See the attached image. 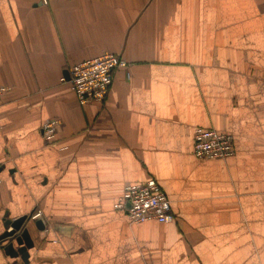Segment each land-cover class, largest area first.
<instances>
[{
	"label": "crops",
	"instance_id": "crops-1",
	"mask_svg": "<svg viewBox=\"0 0 264 264\" xmlns=\"http://www.w3.org/2000/svg\"><path fill=\"white\" fill-rule=\"evenodd\" d=\"M105 53L128 66L81 105L61 78ZM0 85V236L32 217L27 264H264V0H0ZM198 127L234 154L196 157ZM151 178L174 222L114 208Z\"/></svg>",
	"mask_w": 264,
	"mask_h": 264
},
{
	"label": "built area",
	"instance_id": "built-area-1",
	"mask_svg": "<svg viewBox=\"0 0 264 264\" xmlns=\"http://www.w3.org/2000/svg\"><path fill=\"white\" fill-rule=\"evenodd\" d=\"M52 0H41L48 5ZM128 66L126 59L115 53H105L96 58L74 64L70 68V79L65 76L61 81L68 82L75 92L78 102L85 105L91 102H104L113 83L115 71ZM9 87L0 85V103ZM61 120L51 118L42 125L44 140L56 145V133ZM194 154L198 158L226 159L235 152L234 137L230 133L214 128L198 127L195 130ZM0 183L2 178L0 176ZM114 208L124 212L133 223L175 221L171 200L156 179L128 185L116 201ZM41 216L38 212L34 218Z\"/></svg>",
	"mask_w": 264,
	"mask_h": 264
},
{
	"label": "water",
	"instance_id": "water-1",
	"mask_svg": "<svg viewBox=\"0 0 264 264\" xmlns=\"http://www.w3.org/2000/svg\"><path fill=\"white\" fill-rule=\"evenodd\" d=\"M67 78L70 79V73H67ZM31 220V216L5 219V231L0 236L4 252L12 258L20 257L26 264L29 263V251L35 247V239L29 225ZM35 224L40 231L45 229L42 220H37Z\"/></svg>",
	"mask_w": 264,
	"mask_h": 264
}]
</instances>
